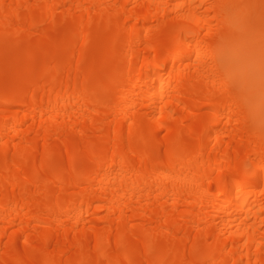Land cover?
Listing matches in <instances>:
<instances>
[{"label": "bare ground", "instance_id": "6f19581e", "mask_svg": "<svg viewBox=\"0 0 264 264\" xmlns=\"http://www.w3.org/2000/svg\"><path fill=\"white\" fill-rule=\"evenodd\" d=\"M0 264H264V0H0Z\"/></svg>", "mask_w": 264, "mask_h": 264}]
</instances>
